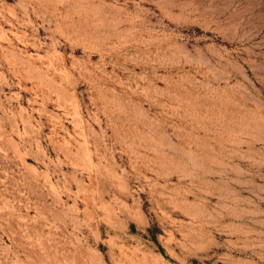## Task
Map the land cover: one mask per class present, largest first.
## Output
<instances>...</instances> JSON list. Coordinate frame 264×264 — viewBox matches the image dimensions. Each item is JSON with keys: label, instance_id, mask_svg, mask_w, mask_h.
I'll list each match as a JSON object with an SVG mask.
<instances>
[{"label": "rangeland", "instance_id": "1", "mask_svg": "<svg viewBox=\"0 0 264 264\" xmlns=\"http://www.w3.org/2000/svg\"><path fill=\"white\" fill-rule=\"evenodd\" d=\"M0 264H264V0H0Z\"/></svg>", "mask_w": 264, "mask_h": 264}]
</instances>
